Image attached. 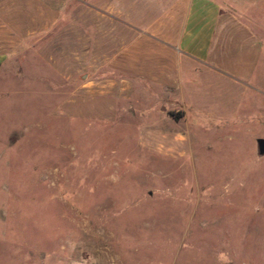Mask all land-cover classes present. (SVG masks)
Returning <instances> with one entry per match:
<instances>
[{"label":"rangeland","instance_id":"1","mask_svg":"<svg viewBox=\"0 0 264 264\" xmlns=\"http://www.w3.org/2000/svg\"><path fill=\"white\" fill-rule=\"evenodd\" d=\"M4 1L47 52L0 66V264H264V53L249 89L200 84L226 119L166 107L171 141L145 148L144 86L103 64L118 24L80 0H47L40 20L33 0Z\"/></svg>","mask_w":264,"mask_h":264},{"label":"crops","instance_id":"2","mask_svg":"<svg viewBox=\"0 0 264 264\" xmlns=\"http://www.w3.org/2000/svg\"><path fill=\"white\" fill-rule=\"evenodd\" d=\"M4 2L0 0V66L29 64L32 58L42 64V54L47 50L41 38L47 30L20 33L2 12ZM80 2L92 15L88 19L106 18L120 27L118 33L107 34L114 41L111 54L103 64L113 75L108 78L118 79L123 86H131L132 82L137 88L144 86L143 96L150 101L148 109L153 116L139 130L137 142L145 148L159 150L171 141L166 124L169 120L163 115L166 107L177 106L185 113L194 108L205 119H226L232 114V107L230 110L225 100L211 107L202 106L200 84L215 80L249 89L264 53V0ZM33 3L39 9L35 13L38 17H34L40 20L41 6L47 0H33ZM48 3L57 11L58 0ZM58 14L52 13L50 20L57 21ZM55 47L56 43L50 41L51 54ZM49 59V62L53 60L52 55ZM172 139L180 140L178 134Z\"/></svg>","mask_w":264,"mask_h":264},{"label":"water","instance_id":"3","mask_svg":"<svg viewBox=\"0 0 264 264\" xmlns=\"http://www.w3.org/2000/svg\"><path fill=\"white\" fill-rule=\"evenodd\" d=\"M255 143H256V148H257V153L259 155L264 153V138L263 137H257L255 139Z\"/></svg>","mask_w":264,"mask_h":264}]
</instances>
